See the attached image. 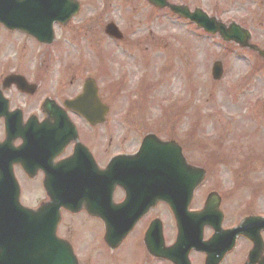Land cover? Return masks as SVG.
<instances>
[{"label": "flooded vegetation", "instance_id": "flooded-vegetation-1", "mask_svg": "<svg viewBox=\"0 0 264 264\" xmlns=\"http://www.w3.org/2000/svg\"><path fill=\"white\" fill-rule=\"evenodd\" d=\"M241 1L246 7L249 3L253 6L254 23L264 29V0ZM245 10L247 22L250 14ZM241 26L250 36L246 44L264 51L259 41L251 43L256 35L248 25ZM0 28L26 37L2 25ZM24 45V40L13 41V58L0 66V180L4 185L0 191L8 193L9 180H14L13 207L39 210L65 200L66 207L59 209L56 235L68 243L78 264H264V212L256 210L253 200L238 203L240 189L233 188L232 177L227 182L224 174L205 173L185 209V196L176 194L171 186L179 182L168 181L180 179L182 174L147 173L146 165L133 163L142 141L155 135L130 130L120 119L117 125L106 123L111 106L97 83L100 69L80 74L72 92L57 85L49 88L33 62L40 48L48 46L38 44L26 66L28 62L22 61ZM240 49L255 54L254 73L264 69L257 52ZM18 77L28 84L27 89L21 91L8 81ZM88 80L96 86L97 100L91 110L97 112L99 123H89L65 106L81 95ZM176 145L183 153L182 145ZM115 158L113 172L108 173ZM29 159L35 163L31 175L26 173ZM109 211L113 212L111 231L104 220ZM92 225L98 227L97 236L89 233Z\"/></svg>", "mask_w": 264, "mask_h": 264}, {"label": "rangeland", "instance_id": "rangeland-1", "mask_svg": "<svg viewBox=\"0 0 264 264\" xmlns=\"http://www.w3.org/2000/svg\"><path fill=\"white\" fill-rule=\"evenodd\" d=\"M166 1L200 9L225 25H248L256 35L251 43L264 45V29L254 23L250 3L246 7L241 0ZM77 2L78 15L66 26L55 27V43L33 57L41 77H46L44 85L72 92L80 74L100 69L97 83L111 106L107 124L117 125L120 119L130 130L182 145L188 164L206 174H224L227 182L232 177L233 188L240 189L238 203L253 200L256 210L264 212V69H251L252 61L257 63L255 54L206 35L174 15L165 17L168 10H157L146 0ZM109 23L118 28L124 43L113 46L103 34ZM22 40V61L29 66L38 44L0 28V66L13 58V41ZM214 62L223 67L219 81L211 78ZM89 233L97 236V225Z\"/></svg>", "mask_w": 264, "mask_h": 264}, {"label": "water", "instance_id": "water-1", "mask_svg": "<svg viewBox=\"0 0 264 264\" xmlns=\"http://www.w3.org/2000/svg\"><path fill=\"white\" fill-rule=\"evenodd\" d=\"M148 2L159 9L168 7L172 13L190 20L205 32L212 35L218 33L224 41L232 40L240 46L246 45V37L235 25L226 29L224 25L217 23L213 18H208L200 10L189 13L186 8L168 5L165 0H148ZM78 10L79 6L75 0H0V23L10 30L23 31L39 42L49 44L53 39L52 25L56 22L65 25L78 13ZM106 33L120 38L113 25L107 26ZM259 55L264 58V52H259ZM221 75V64H214L212 78L217 81ZM14 82L21 87L22 83ZM96 100L94 85L87 83L78 108L91 123L100 121L97 112L91 110V105L95 104ZM106 114L105 107L104 115ZM134 158V164L146 165L144 171L147 173L182 174L180 179L168 181L172 183L178 181L179 185L171 186L176 189V194L184 193L187 198L203 180V170L188 166L176 146L160 143L152 137L144 140L140 152ZM114 162L115 160L108 167V173L113 172ZM34 165L32 160L26 161V169L29 172L34 171ZM2 183L3 181L0 180L1 188L4 186ZM45 183L49 184L50 180ZM13 184V179H10L9 192L0 191V264H77L70 247L55 234L59 209L66 207L65 200L57 202L55 206L54 203L48 204L37 212L22 209L20 206L17 207L18 211L7 209L15 201L12 194ZM73 184L75 185V181ZM49 191L50 188L48 194ZM75 199L76 194H73L74 203ZM104 220L107 230L111 231L113 212H105ZM4 232H7V235H4Z\"/></svg>", "mask_w": 264, "mask_h": 264}]
</instances>
